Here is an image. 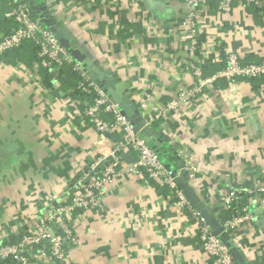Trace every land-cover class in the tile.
<instances>
[{
	"label": "crops",
	"instance_id": "0c3cea01",
	"mask_svg": "<svg viewBox=\"0 0 264 264\" xmlns=\"http://www.w3.org/2000/svg\"><path fill=\"white\" fill-rule=\"evenodd\" d=\"M36 1L97 69L119 82L138 110L145 104L139 111L144 120L152 109L164 108L177 88L194 84L181 68L178 23L187 8L180 0ZM6 7L0 0V39L15 26L3 18ZM200 16L207 35L239 52L244 63L264 60V23L257 11L234 4L220 16L209 5ZM33 54L32 43L25 42L0 57V246L15 243L68 200L78 172L100 151L108 154L120 137L101 136L82 118L85 104L74 94L78 76L68 83L66 75L61 81L52 74L50 86L39 88L30 73ZM202 65L204 78L223 67L212 58ZM152 127L169 138L159 153L170 172L177 170L174 153L189 154L197 168L189 184L221 222L222 193L264 182V79L232 85L217 80L202 99ZM149 181L120 176L100 208L73 213L72 264H208L188 216L171 207L167 187ZM246 201L253 218L232 238L250 264H264V211L257 209V196Z\"/></svg>",
	"mask_w": 264,
	"mask_h": 264
},
{
	"label": "built area",
	"instance_id": "2783aa9c",
	"mask_svg": "<svg viewBox=\"0 0 264 264\" xmlns=\"http://www.w3.org/2000/svg\"><path fill=\"white\" fill-rule=\"evenodd\" d=\"M187 11L180 17L178 23L179 44L185 59L181 61L183 72H190L194 77L191 87H179L170 96L164 108H154L145 119L152 126L166 114L182 113L194 101L202 99L204 92L217 80H223L232 85L236 80L250 81L264 79V60L255 63H244L239 52L230 46H224L207 35L204 21H201L200 10L215 5L221 16L229 15L234 4L242 8H251L261 15L264 23V0H180ZM7 9L3 18L15 26L10 33L0 39V57L20 48L23 43L31 42L35 48L36 61L30 68L33 82L41 84L40 71H48L58 75L63 69H70L78 76L76 90L82 96L78 97L85 104L82 118L89 119L95 131L102 135L120 134L119 139H113L108 154L99 152V157L78 172L79 177L70 188V198L60 202L41 217L36 227L24 233L15 243L0 246V261L11 260L16 264H72L68 251L76 244L72 226V215L78 210L98 209L106 189L121 177L144 179L145 177L159 187H167L173 209L188 216L191 228L202 248L204 256L212 264H237L219 239L213 235L209 226L200 214L189 204L182 192L177 188L172 172L163 164L160 156L150 145L135 133L131 125L120 114L117 105L88 78L82 67L67 53L57 39L35 17L32 16L27 0H6ZM206 32V33H205ZM205 34V35H204ZM203 35V36H202ZM212 58V61L224 66L210 78L202 77L200 65ZM204 66V65H202ZM145 104L140 103L139 111ZM103 115L111 117L103 119ZM122 155H134L130 163L122 159ZM188 181L192 180L197 168L191 162L189 154L178 152ZM106 159L88 181L87 177L96 166ZM245 195L258 197L257 209L264 211V182L246 190ZM221 204L224 210H230L234 204H241L231 216L222 221V226L232 237L246 222L253 218L252 211L242 203L241 189L230 188L222 193ZM185 216V217H186Z\"/></svg>",
	"mask_w": 264,
	"mask_h": 264
},
{
	"label": "water",
	"instance_id": "95a60500",
	"mask_svg": "<svg viewBox=\"0 0 264 264\" xmlns=\"http://www.w3.org/2000/svg\"><path fill=\"white\" fill-rule=\"evenodd\" d=\"M30 11L49 32L57 39L59 44L67 51V53L77 62L86 72L88 78L108 97V99L117 105L120 114L131 125L133 131L138 133L151 147V149L159 154V148L162 144H168L169 138L161 129L156 130L152 126L145 123L140 115L138 108L128 96L125 89H122L119 82L111 77L108 72H102L95 67L90 59H88L79 47L74 43L69 31L61 28L50 15L46 6L39 5L36 0H27ZM107 138L110 135L106 134ZM122 159L130 163L128 155H122ZM174 161L177 164V170L172 171V177L177 188L182 192L189 204L200 214L203 221L209 226L214 236H216L233 260L237 264H250L243 251L238 247L230 234L222 226L213 213V206L205 205L191 188L187 175L183 168V163L179 156L174 153ZM106 159L101 162L94 171L87 177L86 181L106 164ZM168 169V166H166ZM264 222V218H262Z\"/></svg>",
	"mask_w": 264,
	"mask_h": 264
},
{
	"label": "trees",
	"instance_id": "16d2710c",
	"mask_svg": "<svg viewBox=\"0 0 264 264\" xmlns=\"http://www.w3.org/2000/svg\"><path fill=\"white\" fill-rule=\"evenodd\" d=\"M6 9H7V7H6ZM5 9V10H6ZM4 13V12H3ZM3 13H2V15H3ZM10 22V21H9ZM10 33V31L8 32V33H6L5 35H7V34H9ZM4 35V36H5ZM17 50V49H16ZM16 50H13L11 53H13L14 51H16ZM33 51L35 52V48L33 47ZM6 55V54H5ZM4 56V55H3ZM2 56V57H3ZM33 58H34V62L36 61V58H35V55L33 54ZM33 62V63H34ZM248 63V62H247ZM250 63V62H249ZM255 63H259V62H255ZM221 66H224V64L222 63V65ZM40 75H41V84L43 85V86H45L46 88L47 87H49L50 86V81H51V79H52V74L50 73V72H48V71H44V70H42V71H40ZM62 75H66V77H67V80H66V82H71V79H72V82H75L76 81V76L77 75H75V73H73L70 69H68V68H66V69H63V70H61L59 73H58V75H57V77L58 78H60L61 79V77H62ZM61 81H63V79H61ZM64 83H65V81H64ZM74 94H75V96L76 97H79L80 96V98L82 99V96L79 94V92L76 90V87H75V89H74ZM160 157H161V155H160V153L158 154ZM79 175L80 174H77L75 177H74V181H76L77 179H78V177H79ZM149 182H151V181H149ZM152 183V185H154V186H157V185H155L153 182H151ZM157 187H159V186H157ZM239 189H241V197L243 198V201H242V203H246L247 201L246 200H248V195H245V192L246 191H244L242 188H239ZM169 192V191H168ZM70 196H71V194H69V198H70ZM240 206H241V204H234V205H232L231 207H230V210H227L226 212H225V218H228V217H230L231 216V213L233 214L234 213V210L235 209H239L240 208ZM76 212H82V210H78V211H76ZM0 264H16L14 261H11V260H7V261H0ZM208 264H212V261L210 260V261H208Z\"/></svg>",
	"mask_w": 264,
	"mask_h": 264
}]
</instances>
